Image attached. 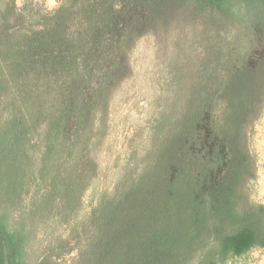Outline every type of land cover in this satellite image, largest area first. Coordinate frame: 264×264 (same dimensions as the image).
Here are the masks:
<instances>
[{
	"label": "trees",
	"instance_id": "obj_1",
	"mask_svg": "<svg viewBox=\"0 0 264 264\" xmlns=\"http://www.w3.org/2000/svg\"><path fill=\"white\" fill-rule=\"evenodd\" d=\"M198 23L234 38L172 109L149 162L75 223L85 236L75 264H216V253L264 247V206L246 186L264 107V0H62L36 27L0 39V179L17 184L36 150L44 198L65 211L96 172L94 149L138 41L165 50ZM23 238L0 216V264H23Z\"/></svg>",
	"mask_w": 264,
	"mask_h": 264
},
{
	"label": "rangeland",
	"instance_id": "obj_2",
	"mask_svg": "<svg viewBox=\"0 0 264 264\" xmlns=\"http://www.w3.org/2000/svg\"><path fill=\"white\" fill-rule=\"evenodd\" d=\"M61 1L0 0V39L11 27H36ZM214 29L190 24L179 41L173 36L167 40L165 50L152 38L138 41L131 54L132 73L116 89L106 130L94 149L96 172L76 208L64 211L55 202H46L36 150L30 151L17 184L0 179V216L10 230L24 235L23 264H75L85 239L72 232L75 223L86 219L100 197L124 190L149 162L147 154L165 132L172 109L213 67L220 45L234 38L231 30ZM5 104L6 99L0 103V120L6 115ZM251 150L256 171L246 184L249 199L264 206V107L253 127ZM216 264H264V247L254 246L224 260L216 253Z\"/></svg>",
	"mask_w": 264,
	"mask_h": 264
}]
</instances>
